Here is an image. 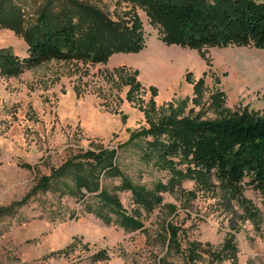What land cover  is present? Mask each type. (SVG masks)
<instances>
[{"label":"rangeland","instance_id":"374dc122","mask_svg":"<svg viewBox=\"0 0 264 264\" xmlns=\"http://www.w3.org/2000/svg\"><path fill=\"white\" fill-rule=\"evenodd\" d=\"M89 1L113 19L131 8L123 0ZM135 11L145 38L137 53H115L95 64L50 60L18 76L0 77V206L20 199L41 174L68 157L118 144L116 163L133 182L147 188L168 183L169 170L145 153L150 137L126 143L130 132L171 114L216 118L245 107L264 112V48L167 45L145 12ZM0 47L27 54L23 39L8 29L0 28ZM135 70L140 87L129 96L125 76ZM217 94L221 108L214 105ZM102 181L128 212L137 209L141 229L105 224L76 197L48 190L0 218V264H188L178 248L168 251L167 225L176 228L181 249L189 241L219 248L232 237L236 261L221 264H264V189H254L247 179L234 196L213 175L203 182L186 177L162 192V202L150 213L137 208L129 191L118 189L119 177ZM74 237L68 254L45 257ZM101 249L109 258L93 260ZM206 259L203 254L195 264Z\"/></svg>","mask_w":264,"mask_h":264},{"label":"trees","instance_id":"16d2710c","mask_svg":"<svg viewBox=\"0 0 264 264\" xmlns=\"http://www.w3.org/2000/svg\"><path fill=\"white\" fill-rule=\"evenodd\" d=\"M123 1L131 8L113 19L89 0H0V28L11 30L27 45L24 57L9 47H0V77L18 76L50 60L95 64L107 62L115 53L141 51L145 38L135 7L145 12L149 23L158 28L160 40L167 45L195 49L227 45L264 48V0ZM136 74L135 70L125 76V82L130 85L129 96L140 87ZM213 98L215 107L221 108V94ZM149 123L147 128L130 132L126 143L150 137L145 153L169 170L168 183L158 182L147 188L123 174L116 163L121 144L115 148L87 149L68 157L48 174H41L20 199L0 206V218L28 204L37 194L55 190L61 195L76 197L87 213L105 224L113 221L126 231L141 229L143 224L137 209L136 213L128 212L118 194L103 183L104 176L119 177L118 189L129 191L137 208L147 213L160 205L162 192L171 190L186 177L203 182L208 175H213L225 192L234 196L241 194L244 179L254 189H264V112L245 107L216 118L171 114ZM179 162L185 167L179 168ZM21 166L38 168L37 164ZM166 228L168 251L178 248L188 264H195L203 254L207 256L203 264L236 261L232 237L226 238L219 248L189 241L181 249L176 228L173 225ZM76 241L74 237L64 248L51 251L45 257L68 254ZM92 258L101 261L109 256L101 249Z\"/></svg>","mask_w":264,"mask_h":264}]
</instances>
